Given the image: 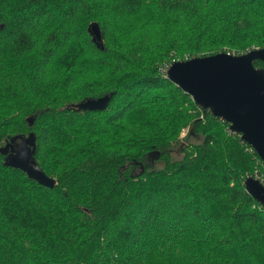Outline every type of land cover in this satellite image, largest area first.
<instances>
[{"label": "trees", "instance_id": "16d2710c", "mask_svg": "<svg viewBox=\"0 0 264 264\" xmlns=\"http://www.w3.org/2000/svg\"><path fill=\"white\" fill-rule=\"evenodd\" d=\"M0 25V264H264V160L167 75L264 47V0H0ZM31 132L53 187L5 162Z\"/></svg>", "mask_w": 264, "mask_h": 264}, {"label": "water", "instance_id": "95a60500", "mask_svg": "<svg viewBox=\"0 0 264 264\" xmlns=\"http://www.w3.org/2000/svg\"><path fill=\"white\" fill-rule=\"evenodd\" d=\"M2 27V25H0ZM92 38L103 46V33L99 22L90 24ZM264 47H254L235 54L220 51L209 55H196L177 59L167 68V75L189 92L195 101L213 114L230 122V128L241 133L264 160ZM111 95L85 98L75 104L79 109H104ZM34 124L35 116L27 117ZM36 135L16 134L7 142L6 164L20 167L32 178L47 186H55L56 178L47 174L36 159ZM153 151L152 155L156 157ZM246 189L264 204V182L253 175L245 179Z\"/></svg>", "mask_w": 264, "mask_h": 264}, {"label": "rangeland", "instance_id": "374dc122", "mask_svg": "<svg viewBox=\"0 0 264 264\" xmlns=\"http://www.w3.org/2000/svg\"><path fill=\"white\" fill-rule=\"evenodd\" d=\"M252 49V48H251ZM250 50V49H249ZM211 54H214V53H211ZM209 55V54H208ZM184 136V135H183ZM174 155L176 156V157H179L180 155H181V152H180V150H179V147H176L175 149H174ZM261 157V156H260ZM151 158V162H152V164L153 165H159V163L160 162H158V160H157V158L156 157H154L153 155H150L149 156V159ZM263 171V170H262ZM262 171H256V173L255 174H251V175H253V176H256V178H259V179H261V177H260V175H261V172Z\"/></svg>", "mask_w": 264, "mask_h": 264}, {"label": "built area", "instance_id": "2783aa9c", "mask_svg": "<svg viewBox=\"0 0 264 264\" xmlns=\"http://www.w3.org/2000/svg\"><path fill=\"white\" fill-rule=\"evenodd\" d=\"M182 134H183V135L186 134V129H184V130L182 131ZM260 177H261V180L264 182V170L261 172Z\"/></svg>", "mask_w": 264, "mask_h": 264}, {"label": "bare ground", "instance_id": "6f19581e", "mask_svg": "<svg viewBox=\"0 0 264 264\" xmlns=\"http://www.w3.org/2000/svg\"><path fill=\"white\" fill-rule=\"evenodd\" d=\"M256 177V176H255Z\"/></svg>", "mask_w": 264, "mask_h": 264}]
</instances>
